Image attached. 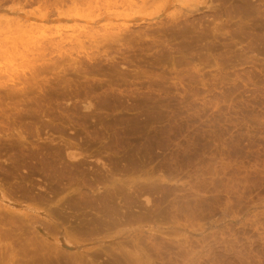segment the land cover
I'll return each instance as SVG.
<instances>
[{"label":"rangeland","instance_id":"374dc122","mask_svg":"<svg viewBox=\"0 0 264 264\" xmlns=\"http://www.w3.org/2000/svg\"><path fill=\"white\" fill-rule=\"evenodd\" d=\"M0 264H264V0H0Z\"/></svg>","mask_w":264,"mask_h":264}]
</instances>
